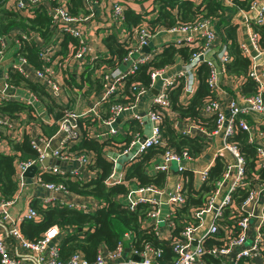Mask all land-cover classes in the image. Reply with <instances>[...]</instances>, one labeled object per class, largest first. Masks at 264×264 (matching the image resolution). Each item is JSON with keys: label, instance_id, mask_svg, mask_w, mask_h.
Segmentation results:
<instances>
[{"label": "built area", "instance_id": "1", "mask_svg": "<svg viewBox=\"0 0 264 264\" xmlns=\"http://www.w3.org/2000/svg\"><path fill=\"white\" fill-rule=\"evenodd\" d=\"M107 1L84 0L90 13L86 16L73 17L69 15L64 0H0V3L3 2L5 6L10 7L14 12L29 18L33 17L35 10L43 9L46 12V17L49 18L53 31L57 29L67 33L76 40L77 44L74 48V53L67 67L62 69H54V66L59 61V57L52 58L53 52L57 51V47L54 45L47 47L43 45L39 48L38 58L42 63L49 64L47 67L42 68L41 71L32 70L27 66L23 58L11 61V69L15 70L23 78L35 79V82L40 83L39 85L42 86L54 103L59 101L60 98L65 99L60 89L62 71L65 68H73L83 62H93L96 56L104 51L101 39L107 33L111 34V28L113 30L119 29L122 35L121 43L127 47V53L121 59L119 65L130 61L126 71H121L119 65L112 70L101 66L99 70L101 74V89L97 94H91L88 98L89 103L85 108L86 110L79 115V113L73 111V107L63 103L64 105H61L63 107L60 110L61 116L55 123L56 131L48 139H42L36 127L29 128L19 123V120H22L24 115L17 120L9 119L7 116L0 114V126L3 127L4 134L10 139L19 141L23 132H26V135L29 136L30 148L37 155L34 161L16 164L15 180L17 181V191L9 200L0 199V264H160L157 260L159 251L153 250L148 245H144L140 252L129 249L125 252L120 245H117L114 251L98 250L92 262H87L78 253L72 254L66 261H60L58 258L57 240L54 243L60 232L55 227L47 229L36 242L26 240L19 231V224L21 221H36L35 213L29 206L25 211L19 213L15 219L11 218L9 213V208L16 202L17 196L24 185L22 174L29 166L34 165L40 173H50L63 178H65V175H70L72 180H76L80 174L79 170H65L57 168V166L45 167L39 170L40 162L44 159L45 153L53 160L61 162L73 161L78 168L85 169L84 165L88 163V157L74 156L71 150L80 139L77 118H92L91 120L96 121L105 129L102 139L109 140L117 134V119L131 111L145 93L149 90H154L156 93L151 99L148 111L144 115H133L130 120L134 121L139 127H142V124L148 121L150 123L148 135H140L139 130V132L132 134L127 146L120 153L106 152L107 159L112 163L111 176L113 177L116 167L119 164H123L121 160L123 156H128L130 157L129 161H134L148 148L153 146L164 147L159 125L165 113L169 120H174L173 115L169 112L167 90L172 86H176L177 81L182 79L185 94H190L193 90L192 73L195 67L202 64L208 67L206 83L216 98L220 92L222 93L221 87L223 85L230 82L237 86L235 79L223 73V64L229 61L228 49L226 44L221 41L223 35L214 29L212 22L199 21L190 25H177L170 30L157 29L154 34H150L143 24L133 29L130 33H125V31L120 30L123 11L131 4H134V0ZM256 3H253L249 8V11H254L255 14V17L251 20L252 23L261 25L263 23L264 5L256 10ZM97 9L98 11L96 12ZM91 24L94 29L89 28ZM84 28H88V31H84ZM15 33L20 34L18 32ZM160 33L177 36L173 40H166L161 45L153 47V49L148 48L150 38ZM21 35L23 39H26V36ZM2 39L3 37L0 38V41ZM249 40L252 49L245 47L243 44H238V48L241 54L249 60L247 77L258 85L257 94L244 97V95L238 94L237 86L235 91L236 99L230 97L221 101L217 98L216 100L204 102L199 113L202 118L212 119L214 128L210 132H206L197 122L189 119H185V124L176 128L181 135L200 137L206 139V141L209 135H218L221 146L217 157L220 156L222 158L224 170L221 180L216 184L213 196L207 203V207L194 213V218L197 219L196 224L189 225L182 232V237L185 241H182V243L173 242L171 250L174 256L173 264H202L200 261V256L203 252L201 242L206 237L216 234L215 222L221 217L222 209L229 205L230 193L244 184V161L238 151L237 144L230 141L235 131L239 130L245 133L247 144L254 150L256 168L264 170V133L260 130L261 126L250 125L246 120V117L252 114L264 117V102L260 96V92L264 91V72L263 68H259L254 62V59L264 52V49L258 47L256 43L257 36L252 31ZM14 43L17 44V41H14ZM168 45H172L176 49L187 47L196 51L191 54L187 63L181 62L178 70H174L167 75H165V72L170 66L151 71L149 73L150 82L148 89L143 90L141 87H132L133 103L126 106L112 104L107 108L108 115L102 118V112L100 113L101 104L107 103L110 98L113 97L115 99L118 96L121 90L119 81L131 75L138 65L150 61L153 56L149 54V51L152 50L150 53L158 54L163 47ZM0 46L1 59L4 56L2 50L5 48V43H0ZM143 47L148 48L146 53L142 52ZM6 89L8 92H5ZM12 101H18L30 106L33 110V116L39 117L42 123L46 125L53 124L46 116L44 107H38L41 112H37V109H35L37 108V98L25 90L11 87L7 83L6 70L0 71V103ZM38 105L41 104L38 103ZM151 106L155 108L151 109ZM54 142L56 145L54 144L55 147L51 150L50 148ZM5 151H8V149L6 148ZM0 153L3 152L0 151ZM158 156H160L159 159L163 164L156 166L153 174L163 173V185L165 186L166 180H168V165H174L176 178L172 188L166 192L163 186L160 188L152 186L145 188L134 187L128 190L124 196L123 205L129 210H134L138 205L148 204L150 209L145 214L143 224L151 228L155 237L168 240L171 237L170 214L173 208L180 207L183 204L181 189L184 179L182 173L184 171L190 172L192 177L201 184L206 179L209 167L198 172H191L186 169L182 163L191 162L192 160L186 151L176 154L172 150L165 149L163 154ZM120 175L121 173H119L117 178ZM33 177L37 183L40 182L36 175ZM112 177L110 178L113 179ZM39 185L50 192L63 191L67 193L61 185L42 182ZM163 196L165 200L160 199ZM68 206L73 208L71 203ZM160 206H166L171 210H168L164 216L160 217ZM263 207L264 183L262 182L253 185L246 199L238 208L243 213L235 224L238 230L237 236L232 239H227L226 237L220 247H213L209 251L210 255L217 258L220 264H264ZM206 215H210L211 221L204 227L203 218ZM201 230L200 237L194 241L196 233ZM249 233L253 235L250 240Z\"/></svg>", "mask_w": 264, "mask_h": 264}, {"label": "trees", "instance_id": "2", "mask_svg": "<svg viewBox=\"0 0 264 264\" xmlns=\"http://www.w3.org/2000/svg\"><path fill=\"white\" fill-rule=\"evenodd\" d=\"M64 1L69 15L73 17L86 16L90 13L84 0ZM144 2L147 7L141 12L135 13L129 7L123 11L121 31L130 33L133 29L144 24L149 33L154 34L157 29L170 30L177 25H190L199 21H209L215 25L219 23L220 27H225L224 30L222 29L223 31L217 30L223 35L221 41L226 44L229 58V61L223 64V73L237 81L239 95L257 94L258 85L247 77L249 60L241 54L236 44L232 33L233 27L227 25L221 18L225 7L221 5L220 0H202L197 5H194L190 0H134V4ZM255 2L257 0H230L226 1V5L231 6L233 10L246 12ZM262 17L261 25L249 24L251 31L257 36L256 43L260 48L264 43V13ZM118 31L119 29L112 31V34L107 33L101 39L104 51L96 56L93 62H83L62 71L60 89L67 101V106L74 105V95L76 98L88 96L85 101L87 105L91 94H97L101 89V74L99 73L101 66L112 70L124 58L127 47L116 39L115 34ZM21 34L26 36V39H23ZM1 37L3 39L0 43H5L2 52L5 59L8 60V63L2 64L7 73V83L15 89L25 90L34 95L43 105L46 116L53 124L42 123L39 117L33 116L30 106L18 101L0 103V114L17 120L24 115L19 123L29 128L36 127L40 137L48 139L56 131L55 123L61 116L60 110L63 106L54 103L39 85L40 83L35 82V79L23 78L11 69V61L23 58L32 70L41 71L49 64L42 63L38 58L39 48L43 45L44 47L54 45L57 47V51L53 52L52 58L59 57L58 64L54 66V69H62L67 67L77 42L67 33L57 29L53 31L43 9L35 10L33 17L29 18L14 12L3 2L0 3ZM14 41H17V44ZM151 51L149 54L153 57L150 61L138 65L131 75L119 81L121 90L118 96L101 104L102 118L108 115L107 108L112 104L126 106L133 103L132 87L148 89L151 71L171 66L176 59L187 63L191 54L196 50L187 47L176 49L172 45H168L163 47L158 54L150 53ZM2 60L3 58L0 59V62ZM193 72V90L190 94H185L182 79L177 81L176 86L167 90L169 112L173 115L174 120H169L165 113L159 125L164 147L148 148L134 161L126 163L121 173V181L119 178L111 176L112 163L107 159L106 152L120 153L127 146L132 134L139 132L140 127L134 121H130L127 122L131 127L129 133L119 135V138L116 137V139L95 141L91 139L92 130L88 133L82 127V123L87 117L77 118L80 139L71 150L74 156L88 157V163L84 167L94 176L86 181H81L79 178L72 180L70 175H65L63 178L50 173H40L37 170L34 176L36 175L42 183L61 185L67 193L72 195L91 198L97 202V206L92 211L88 209L75 210L58 203L42 206L38 200L33 199L29 203V207L35 213L37 220L20 222L19 231L23 237L30 242H36L47 229L57 228L60 232L57 237L60 261H66L72 254L78 253L87 262H92L98 250L114 251L117 245H120L125 252L128 249L140 252L144 245H148L153 250L159 251L157 260L160 264H173L174 256L171 252L173 242L182 243L185 241L182 232L189 225L196 224L197 219L194 218V213L207 207L209 199L215 192L216 184L222 177L224 170L222 158L218 156L213 161L206 173L205 181L200 184L197 190L193 188L191 173L188 171L182 173L184 179L181 189L183 204L173 208L170 214L171 237L168 240L155 237L151 228L143 224L145 214L150 209L148 204H141L134 210H129L123 205V199L128 192V185L131 183L136 188L148 186L160 188L163 186V173L149 175L146 171L147 164L156 154H163L165 149L172 150L176 154L186 151L189 157L194 159L206 149V139L184 136L176 130L185 124V119L197 122L206 132H210L214 128L212 119L202 118L199 113L204 102L217 99L206 83L208 67L202 64L195 67ZM260 96L264 102V91L260 92ZM154 108L151 106V109ZM87 119L90 121L92 118ZM260 130L264 133V124ZM0 141L6 142L9 148V153H0V199L9 200L17 191L16 164L34 161L37 155L30 148L29 136L26 135V132H23L21 139L17 141L7 137L3 127L0 126ZM230 141L237 144L238 151L242 155L245 180L243 185L230 193L229 205L222 209L221 217L215 222L216 234L206 237L201 242L203 252L200 261L202 264H220V261L211 256L209 251L213 247H220L226 237L232 239L237 236L238 230L235 224L243 213L238 209L240 204L244 202L254 184L264 183V170L256 168L254 150L247 144L245 133L239 130L235 131ZM255 177L256 179H254Z\"/></svg>", "mask_w": 264, "mask_h": 264}, {"label": "crops", "instance_id": "3", "mask_svg": "<svg viewBox=\"0 0 264 264\" xmlns=\"http://www.w3.org/2000/svg\"><path fill=\"white\" fill-rule=\"evenodd\" d=\"M115 0H108L107 2H113ZM120 1V0H118ZM126 1H132V0H126ZM194 5L199 4L202 0H190ZM133 3V2H132ZM220 3L222 6L225 7V10L222 14V19L225 23H227V25L233 27V34L235 37V41L236 44H243L245 45V47L252 49L251 45H250V40H249V36L251 35V28L249 27V24L252 23V20L255 17L254 11H238V10H233V8L231 6H227L226 5V0H220ZM264 5V0H257L256 3V7L255 9L258 10L260 9L262 6ZM146 2L142 3V4H131L129 6V8H131L135 13L138 11H142V9L146 8ZM98 11V9L96 10V12ZM100 19V18H99ZM98 19V20H99ZM219 21V19H218ZM214 25V29L215 30H221L223 31L225 27H220L219 23L215 25V23H213ZM90 29H94L92 28V24L89 27ZM223 29V30H222ZM217 30V31H218ZM84 31H88V28H84ZM114 31V30H112ZM112 31L110 32L112 34ZM116 39L121 43V38L122 35L120 33V31H118L116 34ZM177 35H169V34H158L155 37L153 36L152 38H150L149 44H148V48H153V47H157L159 45H161V43L166 42V40H173ZM264 46V43H263ZM263 46L261 47L262 49ZM260 48V47H259ZM252 55V51L250 52ZM6 55H8V52H6ZM7 57V56H6ZM254 62L258 65L259 68H263L264 67V52L261 53L259 56H257L254 59ZM5 63H8V60L5 59V57L3 56V60L2 62H0V71H4L5 67L3 66ZM3 64V65H2ZM130 64V61L126 62V63H121L119 65V68L121 71H126L128 66ZM180 64L181 61L176 59L173 63V65H171L169 67V69H167V71L165 72V75L169 74L170 72L174 71V70H178L180 68ZM159 83V81H158ZM236 87V88H235ZM222 93L220 92L219 95H217V98L220 99L221 101H224L226 98H234L236 99V94L235 91L237 90V86L232 84V83H228L223 85L222 87ZM155 91L154 90H149L147 93L144 94L143 97L140 98V100L134 105V108L131 109V111H128L126 114H124L121 118L117 119V126H116V130H117V134L116 136H114L113 138L116 139L119 138V135H122L125 133H129L130 131V126L127 124V122H130L131 118L133 115H144L148 109L150 108V103H151V99L152 97L155 95ZM55 103L57 105H64L63 103H67V101L65 99H59V101H55ZM71 106V105H70ZM86 104H78L77 102L74 101V105L71 106L73 107V111L75 113H81L83 111H85L86 109ZM38 107L42 108L43 105H38ZM81 108V111L78 112L77 110ZM129 114V115H127ZM88 118V117H87ZM86 118V120H84V122L82 123V127L84 129L85 132H88L92 130L91 132V139L95 140V141H102V134L104 133L105 129L103 127H101L96 121L94 120H90L87 121L88 119ZM246 120L248 122V124L250 125H256V126H262L264 124V117L260 116V115H256V114H252L248 117H246ZM149 129H150V123L148 121H146L145 123L142 124V127H140V135H145L147 136L149 133ZM212 135V134H211ZM209 135L207 137V147L206 149L203 150V152L197 157L191 160V162H183L182 164L184 165V167L186 169H188L191 172H198L204 168L207 167H211L213 161H215V159L217 158L218 155V150H220V146H221V141L220 138L218 137V135H213L211 136ZM56 143L54 142L53 145L51 146V150L55 147ZM9 148L6 144V142H0V151H2L3 153H6L8 151H5V149ZM160 156H158V154L155 155L154 158L151 159V161L147 164L146 166V171L147 174L149 175H154L153 173L155 172V167L156 166H161L163 163L162 161L159 159ZM48 159L50 160L51 158H44L42 161H44V164H42L40 162L39 165V170H41L42 168L45 167H50L48 164ZM130 157L128 156H123L122 157V161L123 164H119L118 167H116L115 172H114V177L117 178L119 173H122L125 164L128 162H132L129 161ZM53 160V159H52ZM56 161V160H54ZM58 164H55L53 166H57V168L60 169H65V170H79L80 174L78 175V178L81 181H86L90 178H92L94 175L91 174L88 170L85 169H81L78 168L76 163H74L73 161H68V162H61V161H57ZM37 169V168H36ZM168 180H166L165 186L163 185L165 191L167 192L169 189L172 188V184L175 181L176 175H175V167L174 165L170 164L168 165ZM156 174V173H155ZM34 176V174H33ZM30 177V178H24L23 182L24 185L21 189V191L19 192L18 196H17V200L14 203V205H12L9 208V213L11 218L15 219L17 217V215L23 211L26 210V208L29 206V203L31 202V200L36 199L39 201V203L42 206H50V205H54L55 203H58L60 205H65L68 206V204H73V208L75 210H85L88 209L90 211H92L96 206H97V202L94 201L91 198L88 197H81V196H76V195H72L70 193H65V192H50L47 191L45 189H43L39 184L36 182V179L34 177ZM121 176L119 177V181H121ZM200 184L195 180V178L193 177V188L194 190H197L199 188ZM135 185L133 183L128 185V190L134 188ZM161 200H165V197H160ZM54 200V201H52ZM64 202V203H63ZM70 207V206H68ZM171 210L170 208H167L166 206H160V217L164 216L165 213ZM211 221V217L210 215H206L203 218V223H204V227L208 225V223ZM201 231L197 232L195 235V240L196 238H199L201 235ZM56 240H54V243H56Z\"/></svg>", "mask_w": 264, "mask_h": 264}, {"label": "water", "instance_id": "4", "mask_svg": "<svg viewBox=\"0 0 264 264\" xmlns=\"http://www.w3.org/2000/svg\"><path fill=\"white\" fill-rule=\"evenodd\" d=\"M148 51V48H146V47H143L142 48V52H147ZM5 92H8L7 91V89L5 90ZM117 122V121H116ZM49 156H48V154L47 153H45V155H44V158H48ZM42 164H44V161H42L41 162ZM48 164H49V166H53V165H55V164H58V162L57 161H54V160H52V159H48ZM45 165V164H44ZM36 167L34 166V165H31V166H29L24 172H23V174H22V177H24V178H30V177H32L33 176V174H35V172H36ZM135 258V257H134ZM135 260H136V258H135Z\"/></svg>", "mask_w": 264, "mask_h": 264}, {"label": "rangeland", "instance_id": "5", "mask_svg": "<svg viewBox=\"0 0 264 264\" xmlns=\"http://www.w3.org/2000/svg\"><path fill=\"white\" fill-rule=\"evenodd\" d=\"M56 71V70H55ZM194 73V72H193ZM192 73V74H193ZM194 77V76H193ZM143 90H144V88H142ZM88 97V96H87ZM87 97H78V98H76L75 97V95H74V98H73V101H75V102H77L78 104H80V105H82V104H84L85 103V101H86V99H87ZM244 97H246V96H244ZM37 108H35V109H37V112H41L40 110H38V103L39 104H41L38 100H37ZM78 112H80L81 111V108H79L78 110H77ZM2 132V131H1ZM122 160V159H121ZM256 226V225H255ZM252 233H249V240L252 238Z\"/></svg>", "mask_w": 264, "mask_h": 264}, {"label": "bare ground", "instance_id": "6", "mask_svg": "<svg viewBox=\"0 0 264 264\" xmlns=\"http://www.w3.org/2000/svg\"><path fill=\"white\" fill-rule=\"evenodd\" d=\"M59 46V45H58Z\"/></svg>", "mask_w": 264, "mask_h": 264}]
</instances>
